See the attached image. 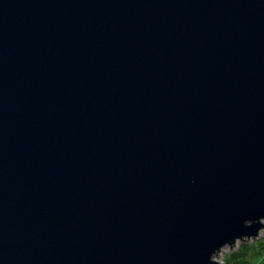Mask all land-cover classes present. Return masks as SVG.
<instances>
[{
	"label": "water",
	"instance_id": "95a60500",
	"mask_svg": "<svg viewBox=\"0 0 264 264\" xmlns=\"http://www.w3.org/2000/svg\"><path fill=\"white\" fill-rule=\"evenodd\" d=\"M262 220L264 0H0V264H219Z\"/></svg>",
	"mask_w": 264,
	"mask_h": 264
},
{
	"label": "trees",
	"instance_id": "16d2710c",
	"mask_svg": "<svg viewBox=\"0 0 264 264\" xmlns=\"http://www.w3.org/2000/svg\"><path fill=\"white\" fill-rule=\"evenodd\" d=\"M222 264H264V231L253 243L239 245L235 252L223 257Z\"/></svg>",
	"mask_w": 264,
	"mask_h": 264
},
{
	"label": "rangeland",
	"instance_id": "374dc122",
	"mask_svg": "<svg viewBox=\"0 0 264 264\" xmlns=\"http://www.w3.org/2000/svg\"><path fill=\"white\" fill-rule=\"evenodd\" d=\"M261 223L264 224V220H262ZM263 231H264V229H262V230L259 232V234H258L259 236H258L257 239H259V238L262 236ZM257 239H256V240H257ZM256 240H253V242L256 241ZM253 242H252V240H249V241H246V242H243V243H238V242H237V243L235 244L234 248H232L231 250H228V249H222V250L217 254L218 257L215 258L214 260L217 261L219 264H222V262H223V257H225L226 255H228V254H230V253L235 252V251L237 250V248H238L239 245H248V244L253 243Z\"/></svg>",
	"mask_w": 264,
	"mask_h": 264
}]
</instances>
